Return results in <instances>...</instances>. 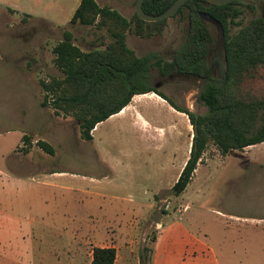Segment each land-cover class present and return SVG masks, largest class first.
<instances>
[{
  "label": "rangeland",
  "instance_id": "rangeland-1",
  "mask_svg": "<svg viewBox=\"0 0 264 264\" xmlns=\"http://www.w3.org/2000/svg\"><path fill=\"white\" fill-rule=\"evenodd\" d=\"M73 1L0 0V135L14 130L32 139L35 135L58 139L62 134L65 153L50 159L35 149L27 160H46L52 169L78 174L79 181V191H64L39 207L34 202L41 197L31 192L23 197L24 207L12 213L7 212L5 200L0 201V264H90L94 247H114V264H182L181 243L213 248L219 264H264V234L260 233L264 229V142L227 154L210 144L196 175L180 195H174L171 189L193 136L185 113L186 125L177 127L180 133L159 152L156 176L149 177V167L121 170L101 165L102 151L118 155L114 148L125 145L124 129L117 138L112 122H106L89 143L79 137L74 117L40 105L44 96L40 81L61 75L54 66L52 48L62 39L63 30L73 32L82 50L92 48L87 27L66 24L77 0ZM135 1L96 0L126 18L134 15ZM7 6L31 11L33 17ZM237 7L241 12L229 33L264 16V0H239ZM183 15L167 17L151 37L129 32V46L140 56L154 53L171 58L185 40L188 20ZM207 26L216 42L210 60L219 79L224 69L222 33L214 23ZM11 60L20 66L11 65ZM161 79L152 68L151 79L144 85L154 86ZM167 81L161 90L177 95L178 106L195 114L207 112V106L196 100L204 80ZM160 123L167 126L169 118ZM4 149L0 137V151ZM104 173L110 178H101Z\"/></svg>",
  "mask_w": 264,
  "mask_h": 264
},
{
  "label": "trees",
  "instance_id": "trees-1",
  "mask_svg": "<svg viewBox=\"0 0 264 264\" xmlns=\"http://www.w3.org/2000/svg\"><path fill=\"white\" fill-rule=\"evenodd\" d=\"M175 0H144L143 10L151 15L165 11ZM239 0L213 5L205 0H187L173 14L188 20L186 36L181 46L166 59L154 53L137 55L126 43L131 32L151 37L159 32L166 18L148 22L136 12L131 18L122 16L95 0H81L68 25H82L93 37L91 49L84 51L74 42V34L63 30V37L52 52L54 66L61 75L41 80L44 92L41 106L51 107L55 114L72 116L79 122L80 137L91 140L95 125L126 106L133 95L155 92L173 108L185 113L193 126L189 157L172 186L180 195L191 181L197 164L210 144L221 154L264 142V16L255 17L229 33L230 25L237 24ZM210 14L221 26L220 49L224 69L219 79L211 75L210 56L216 42L207 23L199 14ZM161 75L185 73L205 79L198 102L207 106L204 114H195L178 106L166 94L151 85V69ZM31 137L23 136L30 144ZM48 154L53 147L38 140ZM28 146L23 148L26 153ZM114 247H94L90 264H114Z\"/></svg>",
  "mask_w": 264,
  "mask_h": 264
},
{
  "label": "crops",
  "instance_id": "crops-1",
  "mask_svg": "<svg viewBox=\"0 0 264 264\" xmlns=\"http://www.w3.org/2000/svg\"><path fill=\"white\" fill-rule=\"evenodd\" d=\"M80 1L81 0H77L76 3L75 0L73 1L75 5L71 9L72 13L70 15V19ZM6 9L13 10L14 13H22L31 18L33 17L31 11L23 12L11 6H7ZM70 19L66 24H68ZM45 22L61 26L49 19H45ZM129 35V33L126 34V43L128 46ZM15 61L17 60H11V65L12 63L15 64ZM16 66H20V64H17ZM39 103L41 105L40 99ZM182 115H184L183 112L173 108L165 99L155 92L135 94L129 103L119 112L109 116L104 121L97 123L91 131L92 139L85 141L93 143L95 133L99 130L100 126L106 122H112V128L115 129L114 136H117V138H119L122 134V129H124V132L127 135L125 138V145L118 144L117 148H114L118 152V155H114L112 150H109L108 152L107 150L102 151V156H100V158L98 156L101 165L103 167L106 166L108 169L118 168L121 170H127L131 167L138 166H143L145 168L149 167L150 170L148 176H156L159 152H164L167 143L171 142L172 138H175V133H180L179 130H177V127L180 125H186ZM164 117L169 118V124L167 126L160 123ZM173 125L175 127H173ZM168 129L170 131H168ZM187 131L189 132L188 128ZM104 133L106 134L107 131H104ZM24 135L27 134L24 132H16L14 130L7 134V136L0 135L2 140L5 142V149L0 151V177L4 176L5 178L4 180L0 179V201L5 200V207L7 212L10 213L15 212L17 208L24 207L25 202L23 197L26 192H31L33 195L35 194L36 196L41 197L38 202H34L35 206L39 207L51 198H55L56 196L61 197L63 193H65L64 191H79V181L77 180L78 174L64 169H52L46 160L43 162H40V160H27V156L30 155L32 151H35V149H37L36 151H38L37 153L40 156H48L50 159H56L57 156L65 153L62 148V134L58 137V139L53 136L40 137L38 135H35L37 138L32 139V136L29 135L31 137L30 144L23 141ZM38 140L45 141L51 145L54 151L53 154L45 152L37 144ZM27 146V152L23 153V151H20L22 156L19 157V153L17 151L22 150ZM190 146L191 138L189 137L188 156L182 162L176 179L189 157ZM96 154L98 155L97 152ZM4 159L5 164L3 165L2 161ZM199 163L197 164V167H199ZM5 166L7 168L6 171L2 169V167L5 168ZM152 170L154 173H152ZM195 175L196 173L194 171L193 177ZM100 176H102L101 178H110L107 173ZM260 233L264 234V229H261ZM181 244L180 251L183 252L182 264H219L213 248H209L203 243H199L201 247L194 244Z\"/></svg>",
  "mask_w": 264,
  "mask_h": 264
},
{
  "label": "water",
  "instance_id": "water-1",
  "mask_svg": "<svg viewBox=\"0 0 264 264\" xmlns=\"http://www.w3.org/2000/svg\"><path fill=\"white\" fill-rule=\"evenodd\" d=\"M143 1L144 0L135 1V5H134L135 12L144 21L155 22V21L162 20L164 18L170 17L173 14H175L187 0H175L165 11H163L162 13L158 15H151V14L146 13L142 7ZM205 1L213 5H223V4H227L231 2L232 0H205ZM199 16L206 23L207 22L214 23L221 30L220 24L210 14L202 12L199 14Z\"/></svg>",
  "mask_w": 264,
  "mask_h": 264
},
{
  "label": "flooded vegetation",
  "instance_id": "flooded-vegetation-1",
  "mask_svg": "<svg viewBox=\"0 0 264 264\" xmlns=\"http://www.w3.org/2000/svg\"><path fill=\"white\" fill-rule=\"evenodd\" d=\"M159 74V73H158ZM211 75L215 78L216 75L214 73V66L212 65L211 66ZM159 76L162 78L161 80L157 81L156 84L154 85L155 88L159 89L160 91L161 90V87L165 86V82L167 80H176L177 81V78H178V81L177 82H186V80L188 81L189 77H196L200 80H204L205 82V79H202L200 77H197V76H194V75H189V74H185V73H178L176 71H173V72H170L168 73L167 75H161L159 74ZM163 77H166V78H163ZM168 82V81H167ZM203 90V89H202ZM201 90V91H202ZM200 91V92H201ZM163 92V91H162ZM200 92H198L197 96H196V100H197V97L198 95L200 94ZM164 94H166L165 92H163ZM174 94V93H173ZM171 100H173L176 104H177V101H176V96L174 95H168L166 94ZM178 97V96H177Z\"/></svg>",
  "mask_w": 264,
  "mask_h": 264
}]
</instances>
